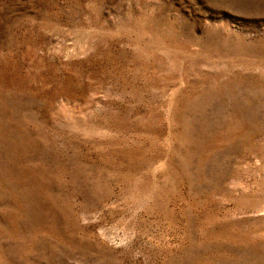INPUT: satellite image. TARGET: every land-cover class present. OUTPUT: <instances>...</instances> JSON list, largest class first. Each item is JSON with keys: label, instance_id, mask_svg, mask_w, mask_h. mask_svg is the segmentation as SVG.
Here are the masks:
<instances>
[{"label": "rangeland", "instance_id": "obj_1", "mask_svg": "<svg viewBox=\"0 0 264 264\" xmlns=\"http://www.w3.org/2000/svg\"><path fill=\"white\" fill-rule=\"evenodd\" d=\"M0 264H264V0H0Z\"/></svg>", "mask_w": 264, "mask_h": 264}]
</instances>
